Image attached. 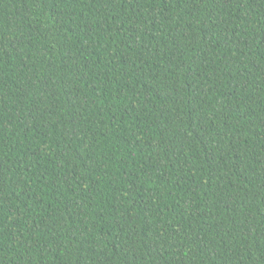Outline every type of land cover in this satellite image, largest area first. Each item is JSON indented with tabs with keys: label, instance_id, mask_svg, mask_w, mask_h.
<instances>
[{
	"label": "trees",
	"instance_id": "16d2710c",
	"mask_svg": "<svg viewBox=\"0 0 264 264\" xmlns=\"http://www.w3.org/2000/svg\"><path fill=\"white\" fill-rule=\"evenodd\" d=\"M0 264H264V0H0Z\"/></svg>",
	"mask_w": 264,
	"mask_h": 264
},
{
	"label": "bare ground",
	"instance_id": "6f19581e",
	"mask_svg": "<svg viewBox=\"0 0 264 264\" xmlns=\"http://www.w3.org/2000/svg\"><path fill=\"white\" fill-rule=\"evenodd\" d=\"M64 144V143H63Z\"/></svg>",
	"mask_w": 264,
	"mask_h": 264
}]
</instances>
